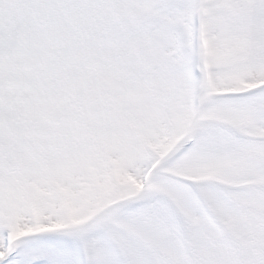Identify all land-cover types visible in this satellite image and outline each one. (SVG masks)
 I'll return each instance as SVG.
<instances>
[{
    "label": "snow or ice",
    "instance_id": "1",
    "mask_svg": "<svg viewBox=\"0 0 264 264\" xmlns=\"http://www.w3.org/2000/svg\"><path fill=\"white\" fill-rule=\"evenodd\" d=\"M0 264H264V0H0Z\"/></svg>",
    "mask_w": 264,
    "mask_h": 264
}]
</instances>
